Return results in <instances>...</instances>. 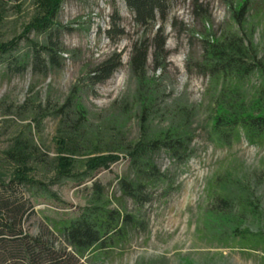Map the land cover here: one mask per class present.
I'll use <instances>...</instances> for the list:
<instances>
[{
	"label": "rangeland",
	"instance_id": "rangeland-1",
	"mask_svg": "<svg viewBox=\"0 0 264 264\" xmlns=\"http://www.w3.org/2000/svg\"><path fill=\"white\" fill-rule=\"evenodd\" d=\"M252 1L255 8L260 7L261 0ZM199 2L210 13L208 22L196 16L193 0L172 3L164 23L170 56L166 67L157 71L149 60L147 77L154 93L148 102H139L138 81L129 62L131 45L151 32L135 24L124 0H60L58 6L55 0H0V46L18 40L16 49L0 62V173L7 181L15 174H27L51 192L50 196L36 189H21L34 210L24 223L29 234L48 237L57 247L66 246L63 237L50 232L47 220L72 214L84 206L90 197L89 188L94 181H100L112 207L138 212L146 229L134 232L128 243L90 264H194L206 253H223L227 264H264L262 250L233 247L232 243L225 246L213 237L222 234L227 223L209 211L211 180L234 166L264 167V145H251L242 137L221 146L211 137L206 97L209 81L196 65L202 53L201 34L220 36L232 23L225 1ZM113 6L119 10L126 30L114 42L103 33L109 27ZM52 10L56 11L58 27L65 28L59 40L66 52L60 55V68L40 72L33 67L31 43H46L47 34L36 25ZM238 28L240 33L252 35L264 49V13L259 18L251 10L245 25L233 29ZM113 52L122 54V65L110 79L90 90L83 82L85 69ZM29 53L30 64L22 73L9 67L10 60ZM43 58L47 59V55L43 54ZM78 82L84 88L78 102L87 112L84 132L92 141L74 131V114L66 120L55 115ZM256 83L257 79L252 78L251 85ZM185 105L196 110L191 125L193 155L178 165L164 151L157 153L158 166L173 184L167 195L163 193L166 185L155 188L152 200L137 211L132 200L122 196L118 179L132 176L125 150L142 135L141 110L146 108L150 114L146 123L149 131L158 134L170 126L177 108ZM19 137L37 147L44 165L32 162L18 167L7 159L6 151ZM82 141L86 145L79 148ZM111 154L117 156L115 160ZM104 161L110 162L108 168L101 165ZM98 165L99 170L89 174L88 170ZM199 168L207 170L203 179L195 174ZM63 170H68L64 176L60 175Z\"/></svg>",
	"mask_w": 264,
	"mask_h": 264
},
{
	"label": "trees",
	"instance_id": "trees-1",
	"mask_svg": "<svg viewBox=\"0 0 264 264\" xmlns=\"http://www.w3.org/2000/svg\"><path fill=\"white\" fill-rule=\"evenodd\" d=\"M174 1L124 0L135 24L151 32L144 33L131 45L129 62L138 81L136 99L139 102H148L154 93L147 77L149 60L157 71L166 67L170 56L164 23ZM223 1L230 11L232 26H228L220 36L202 32V53L196 64L209 81L206 97L211 137L221 146L238 142L242 137L251 145H264V49H260L249 33L242 34L239 28L233 29L245 25L251 10H255L260 18L264 13V0H261L259 8H255L252 0ZM59 2L55 0V5L58 6ZM193 5L196 16L204 23L208 22L210 13L203 3L193 0ZM110 19L109 27L103 33L114 42L126 34L115 6ZM36 29L47 34V41L42 45L31 43L34 69L42 72L48 68H60V55L66 49L59 37L65 28L58 27L56 11L52 10L44 21L36 25ZM17 45L18 40H14L0 46V62L11 55ZM30 53L10 60L9 67L14 66L15 72L22 73L30 64ZM43 54L47 55V59L43 58ZM121 65L122 54L113 52L102 61L87 66L83 82L92 90L110 79ZM252 78L257 79L255 85H251ZM83 89L79 82L75 84L55 115L66 120L74 114V124L71 125L75 127L74 131H80L81 137L92 141L84 132L87 112L78 102ZM144 95L148 98H143ZM173 114L170 126L153 134L146 124L150 114L146 108L142 109V135L125 150L132 176L119 177L118 185L122 196L130 198L137 211L152 200L155 188L166 185L163 193L167 195L173 184V180L158 166L155 155L164 151L178 165L184 164L193 155L191 125L196 110L188 105L179 106ZM84 141L78 144L79 148L82 144L86 145ZM6 157L18 167L32 162L44 165V158L37 147L20 137L6 151ZM116 157L112 155V160ZM106 161L101 164L104 168L110 166V162ZM101 165L88 170L89 174L98 171ZM64 172L68 170L58 173L64 176ZM3 175L0 173V264H90L102 259L110 250L128 243L134 232L146 229L145 221L138 212L112 207L105 186L100 181H94L90 188L87 187L91 192L84 206H79L72 214L47 220L50 232L57 233L66 242V246L57 247L50 238L31 235L24 229L25 221L34 210L32 202L25 199L21 189H36L51 196L48 187L29 179L24 173L15 174L9 181ZM208 200L209 211L227 223L224 232L214 234V239L225 246L232 243L233 247L260 249L264 261V167L253 169L239 165L228 169L225 174L214 176L208 186ZM225 258L223 253H206L194 264H227Z\"/></svg>",
	"mask_w": 264,
	"mask_h": 264
},
{
	"label": "clouds",
	"instance_id": "clouds-1",
	"mask_svg": "<svg viewBox=\"0 0 264 264\" xmlns=\"http://www.w3.org/2000/svg\"><path fill=\"white\" fill-rule=\"evenodd\" d=\"M195 174L200 179H203V177L207 174V170L203 168H199L195 170ZM193 181H190L188 184V187L191 188Z\"/></svg>",
	"mask_w": 264,
	"mask_h": 264
}]
</instances>
